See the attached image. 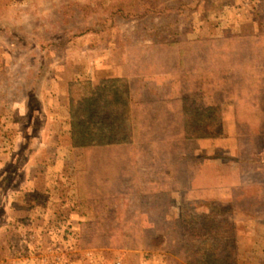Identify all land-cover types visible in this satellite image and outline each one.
<instances>
[{"label":"rangeland","instance_id":"374dc122","mask_svg":"<svg viewBox=\"0 0 264 264\" xmlns=\"http://www.w3.org/2000/svg\"><path fill=\"white\" fill-rule=\"evenodd\" d=\"M258 33L264 0H0V264H221L233 239L231 264H264V128L248 121L261 114L248 101L209 113L200 82L230 79L228 40ZM168 41L189 44L180 74L211 55L198 82L172 78L178 93H163L184 123L141 138L125 124L111 145L76 147L85 83L125 78L130 96L132 74L169 71L159 50L181 60L146 48ZM221 85L210 92L227 95Z\"/></svg>","mask_w":264,"mask_h":264},{"label":"trees","instance_id":"16d2710c","mask_svg":"<svg viewBox=\"0 0 264 264\" xmlns=\"http://www.w3.org/2000/svg\"><path fill=\"white\" fill-rule=\"evenodd\" d=\"M230 40H228V44H236V48L243 52L239 54L238 51L236 55L231 57V60L227 59L229 53L223 55V60L226 62V65L228 64L234 69L233 74L229 76L230 79L227 78L226 72H221L219 70L213 71L212 74L210 71L203 75L200 82L207 85V87H202L204 108L209 110V113H212V107L220 106L224 102L232 101L233 103H237L238 101V105H240V107L242 105V108L247 104V101L250 103L251 107L253 103L255 105V108L253 107L254 110L261 114L259 120L252 122L248 119L250 128L252 129L251 132L253 131L256 136V133H261L260 129L264 128V61L259 58L261 52L264 54V33L236 37ZM216 41H218V46H223L227 43L225 40ZM161 45L167 48H171L172 46L175 48L174 52L179 50L178 57H180L179 59L181 60L177 61V59L174 60L173 58V60H171L170 56L165 57V53L159 50L160 54L164 56L163 59L160 60V62H162L160 64L165 63L163 65L166 66L169 71H166L167 74L164 76H159V80L156 77L154 79V76L144 77L141 74H132L133 78L130 77V96H120L121 94H119L120 92L117 90L116 85H118L120 81L128 83L127 80L125 81V78L118 77L110 80H102L96 86L91 82L85 83L84 91L81 95L84 105L83 107H79V110L73 111L74 126L72 128V139L76 147L85 148L94 146L93 143L98 139H107L109 142L105 143V145H111L112 142L116 141L118 138L121 140V136L125 132V124L132 134L131 137L134 135V138H141V128H146V130L149 129L152 137H155V133H158L161 128L166 131L169 130L168 132H174L177 127V122L181 124L184 123V118L179 121L182 116L180 118L178 117L180 114L176 113L178 111L176 109L177 106L167 107L168 101H171L172 98L169 97V99L166 100L163 93L175 94L178 91V87L176 88L170 81L172 78L177 81L179 86L180 83L182 85H191L190 83L193 81L198 82V70L201 68L199 63L205 64L206 62V64H209L207 66L210 68L211 55L204 58L202 54L199 56V62L197 61L198 64H196L195 67L189 66L187 68H193L191 72L180 74L179 69L181 66H179V63L184 61L182 62V64H184L189 61L186 56L187 51L190 49V47L187 46L189 44H187V42L168 41L153 43L149 48H159ZM213 56L217 57V55ZM218 56H220V54ZM215 62L219 63L217 60H215ZM182 66H186V64ZM175 67L176 69L174 70ZM255 71L260 72V80L255 81ZM171 72L179 74L172 75ZM206 80H208V82ZM210 84H223L226 92H228L227 95L225 94L220 98L214 91L210 92ZM182 85L180 87H182ZM239 91H241L242 94H238ZM176 101H178V98ZM161 102H163L162 104L165 103V106L161 105ZM215 108L218 110L217 107ZM179 111L183 112L182 110ZM122 123H124V127L121 125ZM141 123L144 127L141 126ZM161 124L163 127L160 126ZM118 125H121V127H118ZM180 134L181 133L178 135L181 136L182 134ZM154 140L156 141V139ZM222 247L223 249L220 248L221 255L215 254L216 257L214 255L212 260H217L216 258H218V262L221 264H231L233 261L238 260L235 252H233L234 255L231 254L232 249H235V251L237 250L234 239L233 241H224Z\"/></svg>","mask_w":264,"mask_h":264},{"label":"crops","instance_id":"0c3cea01","mask_svg":"<svg viewBox=\"0 0 264 264\" xmlns=\"http://www.w3.org/2000/svg\"><path fill=\"white\" fill-rule=\"evenodd\" d=\"M146 48H149V46H147Z\"/></svg>","mask_w":264,"mask_h":264}]
</instances>
